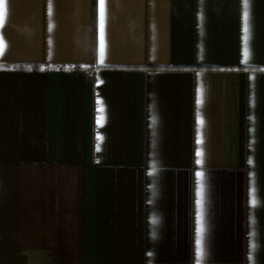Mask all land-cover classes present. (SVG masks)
<instances>
[{
    "label": "crops",
    "instance_id": "crops-1",
    "mask_svg": "<svg viewBox=\"0 0 264 264\" xmlns=\"http://www.w3.org/2000/svg\"><path fill=\"white\" fill-rule=\"evenodd\" d=\"M3 2L0 264H264V0Z\"/></svg>",
    "mask_w": 264,
    "mask_h": 264
},
{
    "label": "snow or ice",
    "instance_id": "snow-or-ice-1",
    "mask_svg": "<svg viewBox=\"0 0 264 264\" xmlns=\"http://www.w3.org/2000/svg\"><path fill=\"white\" fill-rule=\"evenodd\" d=\"M100 2H101V5H103L104 0H100ZM248 3H249V0H244V4H245V7L246 8L248 6ZM4 16H5L4 2H3V0H0V24L3 23ZM247 20H248V12L246 11L245 12V21H246V24H245V33H246L245 40L246 41L248 39L247 33L249 31L248 26H247ZM101 54H103V48H101ZM244 55H245V59H247V57L249 55L247 48L245 49ZM102 111L103 110L101 109V112ZM201 123H203V121H201ZM198 155H202V153H198ZM253 204H255V199H253ZM153 222L155 223V221H153ZM203 231H204L203 226H201V228H200L201 239L197 241V243L199 245V250H200L201 257L203 256V245H202V235H203ZM252 248L254 250V248H255V244L254 243L252 244Z\"/></svg>",
    "mask_w": 264,
    "mask_h": 264
},
{
    "label": "trees",
    "instance_id": "trees-1",
    "mask_svg": "<svg viewBox=\"0 0 264 264\" xmlns=\"http://www.w3.org/2000/svg\"><path fill=\"white\" fill-rule=\"evenodd\" d=\"M94 57H95V41L93 42V47H92V58H93V60H94ZM29 69L37 70L38 68L37 67H30ZM77 69H80V68H77Z\"/></svg>",
    "mask_w": 264,
    "mask_h": 264
}]
</instances>
